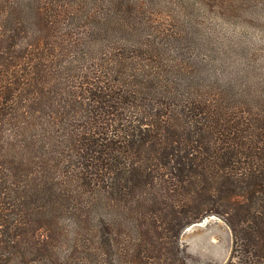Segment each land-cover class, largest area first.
<instances>
[{
  "label": "trees",
  "instance_id": "trees-1",
  "mask_svg": "<svg viewBox=\"0 0 264 264\" xmlns=\"http://www.w3.org/2000/svg\"><path fill=\"white\" fill-rule=\"evenodd\" d=\"M193 1L0 0V169L103 264H189L210 215L225 264H264V161L237 145L264 132V72Z\"/></svg>",
  "mask_w": 264,
  "mask_h": 264
},
{
  "label": "rangeland",
  "instance_id": "rangeland-1",
  "mask_svg": "<svg viewBox=\"0 0 264 264\" xmlns=\"http://www.w3.org/2000/svg\"><path fill=\"white\" fill-rule=\"evenodd\" d=\"M191 17L208 29L223 50L256 58L253 72H264V0H194ZM212 31H211V30ZM239 150L264 161V132H249ZM180 241L189 264H225L232 248L228 226L210 215L183 230ZM0 264H103L71 223L0 169ZM132 264H158L135 257Z\"/></svg>",
  "mask_w": 264,
  "mask_h": 264
}]
</instances>
